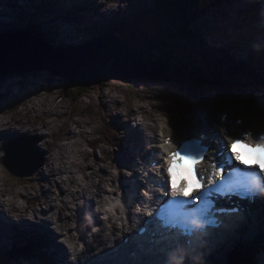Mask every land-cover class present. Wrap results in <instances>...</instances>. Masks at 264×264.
Here are the masks:
<instances>
[{"label": "rangeland", "instance_id": "1", "mask_svg": "<svg viewBox=\"0 0 264 264\" xmlns=\"http://www.w3.org/2000/svg\"><path fill=\"white\" fill-rule=\"evenodd\" d=\"M130 1L131 0H125V4L122 5L123 14H119L117 16V19L120 20L115 19L111 22H108L107 24L103 23L97 26L106 27L107 25L111 24L119 25L126 20H134L136 15L141 14L139 10L147 9L148 2L152 4V0H135L138 2L137 4H131ZM237 1L238 0H226L216 9L210 10L206 15L201 17L191 26V29L202 36L203 41L207 42L211 46L209 50H203L204 53H202V50H199V43H192L191 45L186 41L179 40L173 44L175 47L173 56L177 58L184 56V58L190 60L196 67L199 68L197 69V71H200L202 75H207V73L213 74L216 77L222 78L223 81L229 82L232 85V90L229 91L232 94H230L229 96L243 98L244 95L248 97L252 93L261 94L263 93L262 90L264 89L261 86L264 85V3H262L264 0H239L243 2L246 12L238 9L237 4L241 2ZM252 2H254L253 5H251ZM2 3L4 5L0 6V14L7 13V11H12V9L9 8V5H12V0H2ZM164 11L165 7L164 5H161L160 14L162 17L164 16ZM100 14L104 15L105 13L100 12ZM53 19L55 20L56 17H53ZM67 22L68 26H70V22L68 19ZM21 23L22 21H20L18 25H15V27H19ZM64 23L67 25L66 22ZM84 24H80V22L77 21V23L75 24L77 26L75 34L77 39L85 44H88L92 41L91 33L97 34V30L87 33L91 26H87L85 28ZM23 27L24 30L22 34L27 35L29 33L30 27ZM171 28L173 30L175 26H171L166 22H160L158 24L159 34L163 39L171 38L168 35V33H170L171 31ZM57 31L59 32L58 38L67 39L72 35V33L63 30L60 27L57 28ZM39 72L42 73V78H46V76L48 75L45 69L40 70ZM32 74L35 76L34 79H29L28 77H25L24 81L19 79L18 81H21V83L17 87L13 84L17 80L16 74L11 75L15 76L13 79L0 78V93H2L1 91H5V89H8L7 97L0 101L1 128H4L5 124H8L10 126L9 129H12L15 124H18L19 127L29 126L24 129L26 130L25 133L32 134V141L33 143H36V145L41 142V138L44 139V142H46V138L49 139L50 143L54 141L53 143L55 144V148H51L52 151L54 150L53 157L54 154H58V147H64L67 158H63L62 156V158L60 159H55L57 165L61 167L67 160L66 168L75 169L71 161H82L84 163L82 167H79V170H85L86 173L88 171V169L84 167L86 161L91 160L95 165H98L101 162L99 158L100 153L104 154L102 157V161H104V156L108 157L110 155V153L106 151L108 147L106 146L105 141L103 145H105L106 149L104 147L100 148L99 152L97 153L98 155H96L95 153L93 154V151L89 152L86 150V145L90 140V135L88 134H92V140L99 136V124L95 125L94 122L100 123L102 121L98 120V118L101 117L100 115L104 114V112L102 111L105 110L106 106L110 109V111L114 110L116 111V114H121V111H119L120 109L133 110L138 107L140 108V96L144 95L149 100V102H159V104L153 106V109L156 112L162 113L168 118L169 127L174 131L177 128L183 127V124L178 125V123L180 122L183 113L182 111L188 110L184 109L177 102H185L188 100L193 101L195 94H198L200 96V99H208L209 101H213L214 97H225L224 94H226L220 90H212L209 88L204 91L189 92L184 91L179 85L165 84L163 86H157L149 82L142 84L139 83L138 80H132L134 81V84H130V82L125 83L118 80H110L98 86H93L85 89L84 92L81 91L80 95L73 100L74 105L71 108L69 106V103H71L72 101L70 99V93L72 91H74V93H77L78 91L75 84H71V86H69L66 84V81L63 78L55 76L53 78V83L51 85H48L39 77L38 72ZM135 75H138V73H136ZM58 79H61V81H57ZM18 89L21 90L18 92V94H15ZM39 90L42 92H38ZM27 96L30 97L28 98ZM220 100L221 98H219V100L217 101ZM118 106H120L119 110H117ZM69 109H71L72 112H70ZM67 114H71L73 119L69 117L66 125H69L70 127L73 125L70 131L73 130L74 132L69 136L68 140L67 137L69 134L67 135L62 131V129L64 128L65 120L64 118H61V116L66 118ZM8 115L10 116L9 118L6 117ZM25 116H29V118L26 119ZM32 119L34 122V127L36 129L30 126L32 125ZM262 120L264 122V117H262ZM121 121H125L124 117L121 119ZM121 121L119 120L118 122ZM80 126H83V128L85 127L86 131L88 132V134H83L82 139L81 136L75 137L77 134H81ZM157 127L159 128L158 121ZM52 128L53 130H51ZM48 129H50L52 132L48 131ZM34 131L41 133V138L40 135L38 136L37 132ZM47 132L48 136L46 137ZM61 137H65L66 140L65 138L64 140H61ZM3 140V138L0 139V147L5 144V141ZM42 147H44V145ZM36 148L37 147H35V149ZM45 150L46 147L38 149V153L41 158L37 159V163L39 162L41 164L39 166L36 165L37 168L34 174L38 169L41 170V167L45 166L46 162H44L43 159L45 157V155L43 154ZM39 155L35 156L38 158ZM21 157V155L13 156V160L18 161ZM0 160H2V158H0ZM48 161H51V157L48 159ZM116 169L117 171H121L119 168ZM69 171L74 172L71 175L72 180H74V178L76 179V169L75 171L73 169ZM41 173L43 176H45V174L49 175L48 170H42ZM52 177L54 182H56V180L59 181L58 184L54 183L48 185L51 193L53 194L57 186L63 188L65 187V185L62 183V181H60L61 178H59L58 173L57 175L53 174ZM32 178L33 176L31 178H28L29 183L27 184H17L14 181L16 177L12 176L6 171L5 168H3V170L0 171V186L6 184L10 188H23L24 192H26L25 196H23L24 192L19 193L18 195L20 199H23L29 207V203L36 204V202H39V205H46L50 200V195L45 197L42 193L41 189L42 187H44L43 184L45 182L41 183L36 180L39 179L40 176H38L35 180H33ZM111 178L112 174L110 173L108 179L104 184L107 183L110 185ZM116 178L118 177L116 176ZM19 181L21 180L19 179ZM112 181L116 183L117 180L115 178H112ZM69 182L73 184L72 181ZM76 183H80V181L77 180ZM15 190L12 192V194L14 195L16 194ZM101 190H103V185ZM85 191L86 189L83 188L80 193ZM33 193H35V195H33ZM60 195L62 194L60 193ZM86 196L92 197L87 191ZM57 197L54 195L55 199L63 202L61 198ZM65 199L70 200L69 196H66ZM41 200H44V202L42 203ZM67 200H65V203H68ZM62 204V207H66L64 202ZM62 207L59 208L60 210L58 209L61 217L62 214H65V211H68L64 208L62 209ZM68 213L69 216L72 214L71 211H69ZM72 220L68 223V225L71 224ZM58 222L60 221L56 220V223ZM257 223L259 224L258 228L263 229L264 224H260V222L258 221ZM59 224L65 226L67 222L62 218V221ZM2 227L6 228L5 226ZM3 233L7 234V236L9 237L11 236V234L6 230H4ZM24 245L25 242L15 247L9 246L2 249L3 254L0 251V255H3V258L5 259L1 262V264H38L39 261L36 259L31 260L30 262L21 260L19 263H17L16 260L21 259L20 257H7L6 250H10L12 251V254H16L17 252H19V250H23L25 248ZM241 246H239V248ZM241 249L243 250V254L250 257L251 263L256 264L255 257L258 256L257 250L255 252L253 251V248L252 250H249V246H244ZM26 254V257L31 255L28 252ZM47 261L48 263L51 262L49 260Z\"/></svg>", "mask_w": 264, "mask_h": 264}, {"label": "snow or ice", "instance_id": "2", "mask_svg": "<svg viewBox=\"0 0 264 264\" xmlns=\"http://www.w3.org/2000/svg\"><path fill=\"white\" fill-rule=\"evenodd\" d=\"M223 119L224 118L222 117V120ZM237 123H241V121H237ZM158 126L160 142L158 144H156L155 141L149 143L155 147L159 145L160 153H154V155L160 156V168L164 169V172H171L173 170L172 163L166 164V158L168 161H174L176 157H180L194 160L198 164L205 162L206 154L209 151L207 146H202L197 139L178 140L174 138L172 134L173 129L169 127L167 117L166 121L163 123L158 122ZM155 127H157V125H155ZM166 130L170 133L169 135L165 134ZM220 131L223 133V138L228 136L236 142V144L244 142L245 137L249 133H251L254 140H264V132L253 133L251 130H248L241 135L231 136L228 129L225 127H221ZM236 144H233L231 147L228 143L221 145V150L217 152L216 157H214L215 162L211 165L212 171L210 174H198L197 168L193 170L192 175L195 177L196 184L199 186L198 190L192 191L186 196H183V198L169 196L167 188L169 177L168 175L165 176L164 172H161L159 169L158 176L163 180L162 190L164 191V196L157 198L159 201V207L154 213L150 212L149 216L152 220L146 223L155 221L156 227L160 230L161 234L173 233L182 241V243L178 245L173 243V245L166 250L168 254L175 253L180 248L191 254L193 250L198 247L196 234L188 228L190 219L192 223L194 221H202L204 225H207L208 229H215L221 227L223 222L220 217L222 215L239 214L240 209L238 208L229 209L227 212H225V210L217 209L215 201L212 199L213 193H217L223 197L224 193L222 190L225 188L226 183L232 182L234 174H241L240 179L232 182L230 188L242 189L243 191L240 193L241 199L255 202L257 194L253 193L251 190L253 182L259 187L264 188V176L261 175L259 170L253 169L251 172L244 173L240 168H236L235 165H243L242 161L238 162L239 156H234L231 150ZM167 148H172L174 151H167ZM161 150L163 151L162 155ZM0 152H3V156H5L4 151L0 150ZM233 161H235V164L232 163ZM157 163L158 162L155 160H150L148 166L150 168H156ZM0 166L6 168L3 164V160H0ZM229 167L232 168V171L230 172L227 171ZM144 194L146 196L149 195L147 191ZM124 205L126 207V203H124ZM146 231V227L140 228L139 234L143 235ZM203 235H208V232L206 231ZM127 242L128 238H125L123 243ZM80 243L83 244L85 250V244L82 242ZM109 247L111 246L109 245ZM67 253L70 254L68 248ZM104 255L107 256L108 254L105 253ZM68 258L71 260L70 255ZM97 259L103 260L104 257L97 254ZM182 259L184 260V264H189L187 259L183 257H177V264H180ZM165 264H167V262H165Z\"/></svg>", "mask_w": 264, "mask_h": 264}, {"label": "bare ground", "instance_id": "3", "mask_svg": "<svg viewBox=\"0 0 264 264\" xmlns=\"http://www.w3.org/2000/svg\"><path fill=\"white\" fill-rule=\"evenodd\" d=\"M23 0H13V2H12V7H13V13H15L14 15L15 16H17V18H18V22H20V21H22V23L19 25V27H15V26H13V25H11V26H9V30L10 31H12L13 33H16V34H20V35H22L23 37H26V35H23L22 33H23V30H24V27L23 26H29L30 27V29H31V25L29 24V19L27 18V14H26V10L24 9V7L22 6V4H21V2H22ZM99 1H100V3H99ZM98 1V3L100 4L99 5V7L98 8H96V9H94L93 11H96L97 12V15H96V17L97 16H99V18H101V19H103V20H107L108 18H110V17H112V16H114V15H116V14H123V8L121 7L123 4H125V0H108V3H101V0H99ZM242 2V1H241ZM41 3H42V9H43V11L45 12V15H43V17H44V20L46 21V24H47V26L45 25V23H44V30H45V32L47 33V36L50 38V40L52 41V43L54 44V45H56V47H61L62 49L63 48H65V47H67L68 46V42H69V39L73 36V34L74 33H72V35L69 37V38H67V39H62V38H58V35H59V32L57 31V28L58 27H60L61 29H63V30H65V31H68L67 29H65L64 28V26L63 25H61V22H60V18L62 17L61 16V14H63L64 13V11H62V8H65V5H60V7L57 9V7L54 5V4H52V5H48V3H46L44 0H41ZM65 3H69V0H66L65 1ZM263 3H264V1H263ZM81 4H83V2H81ZM109 4H112V5H114V7H109ZM240 4V3H239ZM254 4V2H252V4L251 5H253ZM100 12H103V13H105L104 15H101L100 14ZM53 17H56V19L54 20L53 19ZM70 17V19H71V21H69L70 22V24L72 25V27L75 29V24L77 23L76 22V18L78 17V15H75L74 16V18L72 17V16H69ZM137 17V16H136ZM60 19V20H59ZM89 19V18H88ZM2 28H5V23H3V24H1L0 25ZM29 29V30H30ZM30 32V31H29ZM69 32V31H68ZM54 41V42H53ZM38 65H40V64H38ZM63 69V67L61 68V70ZM72 71H75V70H72ZM41 73V72H40ZM102 74V73H101ZM106 83V82H105ZM96 86V85H95ZM91 87H93V86H91ZM251 96V95H250ZM249 96V98H251ZM34 100V99H33ZM207 105H206V107L207 108H209V107H211V106H213V101L211 100V101H208V103H206ZM104 108V107H103ZM120 109V106H118V109L117 110H119ZM48 112V111H47ZM102 112H104V114H102V115H100L101 117L100 118H98V120H102L100 123H102L101 125H102V130H104L105 132H107V129H109V128H111V127H116L118 130H119V134H121L122 133V135H121V137H118V136H116L115 138H114V140H112V141H110L108 138H105V136H104V133L103 132H101V134H102V136L101 137H99L98 139H95V140H92V134H88V132L86 131V128L84 127L83 128V126H80L81 127V131H80V133L81 134H77L75 137H80L81 136V139H82V136H83V134L85 135V133H87L88 135H90V140L88 141V143H87V145H89V146H95L96 144H103L104 143V141L106 142V146L108 147V149L106 150V151H108V153H110V155H112V156H114V159H113V164L115 165V166H117L118 165V163H117V161L116 160H118V161H121V160H123L124 158H123V156H124V152H123V149H122V145H123V143H125L126 141H129V137H128V135H126V130L129 128V127H131V124H129V123H117L118 122V120H120L121 118H122V116H123V114H122V112H120L121 114H115V115H113L112 114V111H110V109L109 108H107V106L105 107V110H103ZM132 112H133V110H132ZM112 114V115H111ZM128 114H130L129 112H128ZM187 114H188V117L190 118V119H188V122H186V125H185V128L186 129H190L191 128V126L194 124V122L195 121H197L198 120V118L194 115L195 114V112L193 111V110H190V111H188L187 112ZM72 115L71 114H67L66 115V119H69V117H71ZM112 116V117H111ZM26 117V119H28L29 118V116H25ZM44 117V116H43ZM52 117V116H51ZM205 117H207L208 118V114H206V116ZM48 118V117H47ZM53 118V117H52ZM209 118H210V116H209ZM31 119V118H30ZM45 119V118H44ZM48 120V119H47ZM49 121V120H48ZM31 124L32 125H30L32 128H34V129H36L35 127H34V122H33V119L31 120ZM43 122V121H42ZM104 123V124H103ZM8 124H5L4 125V128H1V126H0V139H4V140H8L9 139V137H12V136H16V135H19V134H27V135H32V134H30V133H25V131L26 130H24L25 128H27V127H29V126H25V127H19L18 126V124H15L13 127H12V129H9L10 128V126L8 125ZM69 126V125H68ZM219 127H225V128H227L226 126H222V125H219ZM79 128V127H78ZM147 128H150V127H147ZM16 129V130H15ZM53 129V128H52ZM51 129V130H52ZM50 129H48V131H50V132H52ZM208 129L207 128H205V131H207ZM47 131V130H46ZM34 132H37V131H34ZM229 133L231 134V131H229ZM37 134H38V136L40 135V138H41V133H39V132H37ZM36 134V135H37ZM69 134V135H68ZM67 135H68V137H67V140H68V138H69V136L70 135H72L73 133L70 131V133H68ZM43 135H45V134H43ZM99 135H100V133H99ZM48 136V132H47V135H46V137ZM65 138V137H64ZM95 138V137H94ZM66 139V138H65ZM71 139H73V138H71ZM85 140V139H84ZM40 143V144H39ZM38 144H37V148L39 149V148H45L46 147V150H48V149H51L52 147H54L55 146V144L52 142V143H50V141H49V139H47L46 138V142H44V139L43 138H41V142H39ZM28 145H29V148H28V150L23 146H18V145H15V146H13V145H11V144H8L7 145V147H6V149H8L9 150V155H10V158H11V160H13V156H16V155H21L22 157L21 158H19V159H26V161H34L35 159V156L34 155H32V154H30L29 153V155H27V151H30V143H28ZM44 145V147H42V146ZM86 145V146H87ZM35 149V148H32L31 150H32V152H34V154L35 155H39V153H38V149ZM110 148H112L111 149V151L109 150ZM27 150V151H26ZM54 151V150H53ZM53 151L49 154V155H47V156H45L43 159H44V162H46L47 164H46V168H44V169H42V170H48V173H49V175H47V174H45V176H43L42 175V170H40L39 171V169L37 170V174L35 173L34 174V176H33V180H35L38 176H40V178L39 179H36V180H38V182H45V183H48V185H51V184H58L59 183V181L58 180H56V182H54L53 181V174H55V170L57 171V173H58V175H59V178H61V180L60 181H62V183L65 185V187H67L69 190H70V193H71V191H72V189L74 188V187H77V188H81L80 189V191L84 188V187H82L80 184H78V183H76L77 182V179H75L74 178V180H72V178H71V175H72V173H74L73 171L72 172H70L69 170H71V169H73L74 171H75V169H76V173H75V175H79V176H81V177H83L84 179H86L87 177H88V171H90V174H93V175H96V176H98L99 174H100V172L103 170V168L104 167H102V157H103V153H100L99 154V158H100V160H101V162L98 164V165H95L94 164V162L93 161H91V160H88V161H86V163H85V168L86 169H88V171H87V173H86V171L85 170H79V167H82L83 166V163L84 162H82V163H80V162H78V160L76 161V160H72L71 161V163H72V165L75 167V169L74 168H71V169H67L66 168V163H67V160H66V162H65V168H64V165H62L61 167L60 166H57V163H56V161H55V159L53 158L52 159V157H53ZM96 154V155H98L96 152H94L93 151V154ZM109 155V156H110ZM85 156V155H84ZM51 157V161H48V159ZM2 159H5L4 158V156L2 157ZM89 161H91V163H89ZM132 161H133V159H132ZM7 162H8V159H7ZM24 164V163H23ZM87 164V165H86ZM10 165V164H9ZM31 166L32 167H34L35 165L34 164H31ZM96 166H97V168H96ZM99 166V167H98ZM28 169V168H27ZM84 169V168H83ZM36 170V169H35ZM47 173V172H46ZM65 176H67L68 177V179L67 180H65L64 179V177ZM52 177V178H51ZM20 180L21 181H19V179H15L14 181L17 183V184H27V183H29V179L28 178H20ZM24 180V181H23ZM76 180V181H75ZM69 181H72L73 182V184H71ZM40 186V185H39ZM31 187V186H30ZM29 187V188H30ZM101 187H102V185H101ZM39 190H40V188H39ZM38 190V191H39ZM42 193L44 194V196L45 197H47L48 195H50V193H51V191H50V189L48 188L47 190L44 188V187H42ZM32 191H33V189H32ZM54 191V190H53ZM79 191V192H80ZM78 192V193H79ZM82 193H84V192H82ZM59 195H60V192L58 193ZM58 195V197H57V195H55L57 198H60V196ZM71 194H68L67 196H70ZM114 196V195H113ZM37 197V196H36ZM32 199V198H31ZM34 200V199H33ZM65 200H67V199H64V204L65 205H67L68 206V203H65ZM71 200V202L73 203V201H72V199H70ZM35 201V200H34ZM38 201V200H37ZM68 201V200H67ZM63 202L62 201H60V204H59V206H58V209L59 208H61L62 206H63V204H62ZM29 205H30V207H35V205L36 204H33V203H29ZM48 207H49V209H53V207L51 206V195H50V200H49V202L46 204ZM67 206L66 207H62V209L64 208V209H66V210H68L69 211V206H68V208H67ZM14 210H16V211H19L18 209H14ZM43 210V209H42ZM60 210V209H59ZM26 211V210H25ZM62 212V211H61ZM72 214H73V212H72ZM70 215V216H72L73 217V220H72V222H71V224H75V227L74 228H72V227H67L68 226V223L65 225V231H66V233H67V235H68V237H72V235H73V233H75V237H76V239L79 241V240H82V241H85V239H86V234H87V231H86V229H85V226L82 224V221L79 219V216L77 215V214H75L74 216L73 215ZM88 215L90 214V212H88L87 213ZM51 215V212H49L48 210H47V215L45 216V217H43V218H46V217H48V216H50ZM91 215V214H90ZM41 216H43L42 214H41ZM65 216H69V215H64V214H62V217L60 216V213H59V217L57 218L56 217V220H58V221H62V218L63 219H65ZM260 217H263V215H261ZM20 221H25L24 220V217L22 216L21 217V219H19ZM263 220H264V218H263ZM39 222V221H38ZM60 222H58V223H60ZM48 223H49V225L51 226V229H52V231L55 233V235L56 236H59V233L58 232H55L54 230H53V222L51 221V220H48ZM70 224V225H71ZM2 226H7V223L5 222V223H3L2 225H1V227ZM259 226V224L257 223V221H253L252 222V226H251V228L249 229V231H248V233H251L255 228H257ZM3 228V227H2ZM36 227H33V229L32 230H34ZM60 234H61V236L64 238V234H65V232L64 231H62V232H60ZM170 237H174V239H176V241H177V243L178 244H180V240L179 239H177V237H175V236H173L172 235V233H167ZM4 236H5V238H7V237H9V236H7V234H4ZM44 236H45V238H46V249H47V251L51 254V255H54V253H55V251H57L58 250V247L57 246H55V243H54V240H55V236L53 235V233H51V232H46V233H44ZM134 240V239H133ZM148 239H143V240H141L140 239V241H144V242H147L148 244H149V246H151V247H154V245L151 243V242H148L147 241ZM96 242H103V237H102V235H98V237H97V239H96ZM251 242H253V240H251ZM128 244V243H127ZM130 246V245H129ZM129 248V247H128ZM155 250H157L156 248H155ZM249 250H252V247L251 246H249ZM158 251V250H157ZM178 251H180L183 255H186L185 254V251L182 249V248H180ZM160 252V251H159ZM160 253H163V252H160ZM179 253V252H178ZM248 253V252H247ZM144 254V253H143ZM133 256H134V258H136V256L134 255V254H132ZM178 254H176V256H177ZM64 260H65V258L62 260V262H64ZM129 264V263H128Z\"/></svg>", "mask_w": 264, "mask_h": 264}, {"label": "water", "instance_id": "4", "mask_svg": "<svg viewBox=\"0 0 264 264\" xmlns=\"http://www.w3.org/2000/svg\"><path fill=\"white\" fill-rule=\"evenodd\" d=\"M36 30L39 35L42 34L39 28ZM39 35L35 38L30 33L26 37L16 33L0 34V77L16 74L17 80L24 81L25 77L30 79L27 73L48 69L67 82L88 89L110 80L128 81L134 78L135 68L140 64L145 71L144 57L140 52L110 35L72 54L73 62L81 70L72 73L69 69L75 68L68 66L70 61L51 49L43 37L39 39ZM3 151L6 155L3 164L11 170L9 150L4 148ZM30 174L21 170L17 175L25 177Z\"/></svg>", "mask_w": 264, "mask_h": 264}, {"label": "clouds", "instance_id": "5", "mask_svg": "<svg viewBox=\"0 0 264 264\" xmlns=\"http://www.w3.org/2000/svg\"><path fill=\"white\" fill-rule=\"evenodd\" d=\"M101 3H108V0H101ZM109 7H114V5L109 4ZM172 6L169 5L168 9L172 10ZM202 16H199L197 20L198 21ZM194 21V22H195ZM191 23V24H194ZM158 28V27H157ZM159 31V29H158ZM203 41V39H202ZM203 46L209 47V44L205 42ZM211 48V47H210ZM209 50V49H208ZM215 50V49H214ZM147 57V55H146ZM175 57V56H174ZM184 57V56H183ZM148 58V57H147ZM181 58V57H179ZM186 59V58H185ZM187 60V59H186ZM192 65H194L190 60H188ZM145 64V73L147 74V69L149 64L146 63V60L144 59ZM195 66V65H194ZM196 69H199L195 66ZM144 69V68H143ZM200 72V71H199ZM201 75V73H200ZM149 83H152L151 81H148ZM130 84H134L133 81L130 82ZM171 85V82L165 83ZM155 84L157 86H163ZM177 85V84H172ZM186 91L194 92L197 91V88H188L186 87ZM80 95V93H79ZM78 95V96H79ZM159 104L158 101H151L149 103H145L144 107L148 108V111L152 113V116L155 118L156 121L159 123H163L166 121V116L159 112H153V106ZM125 116H127V110L126 109H120ZM163 118V119H161ZM137 121L141 124L147 125L151 121H147L142 116H137ZM156 124H152V127L155 128ZM91 131V130H89ZM165 134L169 135L170 133L167 131ZM151 135V133H149ZM225 140L229 145H233L234 141L228 137L225 136ZM42 146V145H41ZM101 147H105V145H101ZM159 148V145L156 146ZM160 149V148H159ZM87 151H91L90 148H86ZM111 151V149H109ZM232 152L234 156H239V161L243 163V165L248 166L250 168H259L261 173H264V140H254L252 138L251 133H249L242 144H236L235 147H233ZM162 151V150H161ZM167 151H174L172 148H167ZM247 152L249 153L248 157L245 159L243 155H239V153ZM163 154V151H162ZM3 152H0V158L3 157ZM55 155V154H54ZM82 163V161H80ZM91 163V161H89ZM172 163L173 170L171 172L166 171V175L169 177L170 185H171V195L173 197L175 196H186L187 194L191 193L193 189L198 190V185L196 184L195 177L192 175V172L195 168L200 167L201 163L198 164L194 160H189L186 158H180L176 157L174 161H168L166 158V164ZM59 166V165H57ZM102 167L108 168V170L112 174V178H115L118 175L116 166L114 164H111L109 162L106 165H102ZM3 168L0 166V171H2ZM126 176H131V172H125ZM156 174L159 175V168L156 169ZM218 178V177H217ZM65 180L68 179L67 176L64 177ZM76 179L80 181L81 186L87 187V185L84 184L83 178L79 175H77ZM104 187L109 193L115 192V196H104L103 202H98V207L96 208L97 212H102L103 216L102 219L105 222L104 226L106 229L110 230L112 229L113 225H115L117 228H123L127 230V222L125 219L127 208L125 207L124 203L121 199V193L119 192L118 188L112 187L109 184H105ZM31 190V189H29ZM79 188H73L72 191L76 192L79 191ZM251 190L255 194H259L260 196H264V188L259 187L255 182H253ZM16 194H2L0 193V205L3 206V209L6 213H8L12 219L19 220L22 216L28 220L33 219V215L31 211L25 212V209L29 206L26 204V202L23 199H20L19 193H23V188H17L15 190ZM26 194V193H25ZM35 195V193H33ZM57 204H59V201H57ZM68 206L71 208H74L75 205L72 204L71 200H68ZM14 209H18L19 211H16ZM139 211V209H137ZM65 215H69L68 212H65ZM47 219L51 220L53 222V230L60 233L62 231L65 232L64 238L60 241L63 243L68 249L71 257L72 264H75L77 257L84 252L83 244H81L75 237V233H73L72 237H68L65 226H62L59 223H56V215L52 214L51 216L47 217ZM85 219L89 224L92 223L91 215H86ZM111 221V222H109ZM194 227L198 229H203L205 225L200 221H194L193 222ZM67 227H75V224L68 225ZM93 231H99L98 228H94ZM108 233H106L107 235Z\"/></svg>", "mask_w": 264, "mask_h": 264}, {"label": "trees", "instance_id": "6", "mask_svg": "<svg viewBox=\"0 0 264 264\" xmlns=\"http://www.w3.org/2000/svg\"><path fill=\"white\" fill-rule=\"evenodd\" d=\"M160 4L163 2L166 6L165 13L172 14L173 20H169V23H174L177 18V13L181 14V31L177 35H173L171 39L164 38L159 34L157 28V16H145L142 19L141 24L127 31L129 38L133 40L141 39V46L145 50L149 60V70L147 71L146 77L143 80L151 81L152 83L162 85L168 82H174L181 87L192 88L202 87V82L206 85L213 84L220 87L221 90H227L230 88L224 81L207 75L203 77L200 72L197 71L194 65H192L184 57L177 58L173 56L174 47L173 44L179 39H183L187 43H198L200 39L197 34L190 30V24L198 19L199 16L203 15L204 9L208 6L216 4V0H159ZM170 1L172 3V11L168 9ZM160 4L158 7H160ZM174 10V14H173ZM185 30V31H184ZM158 51V52H157ZM154 52L158 53V56L154 55ZM82 91L79 87L78 92ZM78 92L74 97H77ZM70 97L72 101L75 99Z\"/></svg>", "mask_w": 264, "mask_h": 264}]
</instances>
